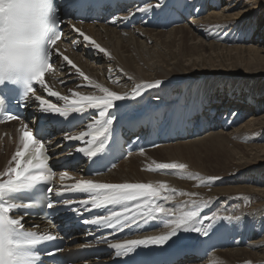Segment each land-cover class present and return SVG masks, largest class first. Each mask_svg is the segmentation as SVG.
Returning a JSON list of instances; mask_svg holds the SVG:
<instances>
[{"label": "snow or ice", "instance_id": "1", "mask_svg": "<svg viewBox=\"0 0 264 264\" xmlns=\"http://www.w3.org/2000/svg\"><path fill=\"white\" fill-rule=\"evenodd\" d=\"M113 2L114 0H0V109L11 113L37 104L38 107L33 108L32 112L40 113L36 122L31 119L27 122L20 121L19 146L8 162V167L0 172V264H45V259L60 254L61 250L54 242H63L62 236L51 232L42 234L38 229H25L23 214H31L34 210L43 212L44 219L57 232L64 231L62 225L55 224L60 207L70 210L69 219L76 223L109 230L108 236L94 235L92 238L97 244H106L115 250L117 257L123 254L125 258L119 260L120 264H159L153 257L160 254L167 257L163 264H179L178 258L184 251L183 243L190 239L187 234L195 233L211 239L221 227L241 226L242 217L219 215L215 211L211 215L205 214L203 209L214 203L211 199L200 203L190 200L186 202L190 210L177 211L174 206H169L176 190L168 187L165 182L153 185L76 179L74 183L67 184L64 181L72 178L67 171H62L59 173L60 186H52L56 172L50 165L49 151L54 144L56 147L64 146L51 140L53 129L61 131L65 127H75L84 120L85 114L88 115L92 121L87 124L89 131H82L78 135L65 132L62 140L86 145L75 148V151L90 162L91 170V166L100 165L105 156L122 149L119 137L114 132L123 113L131 107L127 102L141 97L145 90L160 88L165 83L160 79L144 81L134 87L131 97L119 94L86 74L58 47V41L63 37L69 42L75 41L74 46L77 48L87 47L105 57L109 56L108 50L96 39L73 24L72 19L66 20L65 17H73L81 22L102 18L109 3ZM141 2L143 7L137 6L135 11H130L124 17L113 16L108 22L126 23L137 13L144 16L151 13L170 21L181 7H187L185 0H158L156 4H149L147 0ZM61 25L68 26L67 34L63 32ZM78 37L82 39L78 40ZM57 60L63 62L61 70L67 67L71 75L82 80L77 87L93 91L85 94L70 89L71 95H65L54 90L46 82L45 74L54 71L53 65ZM109 78H112L111 69ZM60 83L66 86L67 81L61 79ZM37 91L63 103H54L43 94L38 95ZM200 106L194 104L190 108L177 109L170 121L177 127L183 125ZM5 119L11 121L18 117L9 114ZM110 136L112 140L106 144ZM153 146L155 147L154 144ZM102 151L103 155H99ZM139 151L141 155L144 154L143 146H139ZM153 163L154 167H148L154 172L188 168L185 163ZM192 178L199 180L201 184H214L223 179L220 176L205 178L196 174H192ZM63 193H83L89 198L76 202L71 199H62L59 203L52 201V195L61 197ZM180 195L191 198L197 196V193L182 192ZM116 206L119 210H115ZM102 208L106 210V215L81 219L83 212ZM160 223L167 227L166 234L109 243L110 239H115V234H122L125 230L130 234L134 230L159 226ZM260 231L264 232V223L260 225ZM48 244L53 247L49 249ZM56 264L61 262L57 260Z\"/></svg>", "mask_w": 264, "mask_h": 264}, {"label": "bare ground", "instance_id": "2", "mask_svg": "<svg viewBox=\"0 0 264 264\" xmlns=\"http://www.w3.org/2000/svg\"><path fill=\"white\" fill-rule=\"evenodd\" d=\"M190 1L195 4L194 9L197 14H199V10L202 8L200 3H205L206 0ZM247 1L249 0H245V2ZM255 1L256 5L264 7V3L261 0ZM209 4L211 3L209 2ZM209 4L208 6H211ZM217 4L218 2H216L215 6H218ZM225 8L228 11L231 9L228 6ZM241 12L242 11H238L226 15H224L226 12H223L220 15L216 10H210L207 15L202 16V14H199V17L195 20V22L200 21V24L204 26L200 27L201 30H197V34L196 30L190 31L191 28L188 30V27H183L184 25H178L177 27L174 26L168 29V31H157L149 28L141 29L140 27L127 31H118L113 27L102 24L86 23L83 26V31L96 39V41L100 43L102 47H105L110 53V55L107 56L108 61L103 62L101 67L99 64H101L102 59L104 60L105 57L102 54H99L98 52H95L94 54L87 53V50H90L87 47L72 48V42H69V40L66 45L63 44L64 54L68 55L69 58L72 59L86 74L119 94L131 97L134 87L141 82H152L157 79L165 81L160 88L147 89L143 92L141 97L135 99L139 108H146L150 104H156L158 103V100H166L165 92H168V89L179 90L178 88H182V85H186L183 86V89L186 91V96L196 95L191 103V107L194 104L203 106V104L208 101V106L210 107L211 105L214 106L215 103H218L216 107L214 106V114L217 110H220L219 107L225 106V108L227 107V110L231 108L230 111H233L235 108L237 109L236 112L238 114L235 117L233 116L234 118L230 116L232 119L227 122L228 126L225 130H223L226 132H208V135L197 140L193 139L191 141L186 140L161 145L145 151L143 155L140 153L131 154L124 161L114 167L107 175L95 179V181L99 182L152 183L153 185H156L159 182H165L168 187L176 190L175 197L169 202V206H174L177 211L190 210L186 202L193 199L202 198L204 201L205 199H211L212 201H215L214 203L217 201L227 204L233 200V198L230 197L231 194L240 193L247 195L249 198L254 197L256 202H254L251 208L254 212L250 211L243 214V205H239V210L233 211L230 214V216L243 218L240 227H223L224 230H222L220 235L227 239V247L230 249L226 248L211 253L209 259L206 261L202 260V263L204 264H241L243 261L244 264H246V262L249 263L250 261H252L253 264H264V232L260 231V225L264 223V165L261 168L254 167L243 170V172L247 174L246 178H249L250 180L248 181L250 182L248 185L246 184L248 182H245L244 180L240 182L237 179V183L232 182L228 184V186L218 184L220 181H217V183L212 186V189H206L202 188L199 180L192 178V174L205 178L208 176H225L228 172L227 169L232 167L229 163L233 160L239 161V165H234L233 168L239 167L240 163L244 164L248 161L250 162L251 160L253 162L257 160H264V142H251L248 138L245 145L242 143L244 137L247 138L252 136L257 131H264V116L252 118L243 124L237 125L240 122V118L243 117L248 110H252L254 112V110H257L259 105L261 106L264 96V88H262V90L258 88L255 89L254 85L251 91L245 93L243 89H245L246 86H248V88L250 87L248 85L249 80H247L243 84L239 83L236 87V91L233 93L230 92L227 80H222L220 77L215 75L217 72L225 74L229 71L228 67L231 66L229 67L231 68L230 71L233 72L231 75H235L234 73H237V71L238 73L241 72L242 75L254 72L253 74L258 76V78H255L256 82H260L261 79L259 78L264 76V63L262 64V62H264V58L260 55V52L262 51L257 48V45H255L257 40H255V37H251L249 40L245 41V37L250 33L251 28L247 30L245 29L244 31L246 32L238 37L240 43L228 38H225V40H222L223 42H220L221 40H217L214 37V35L220 30L223 31L224 29H228L229 31H227L231 33V30L236 28L238 29V27L240 29H242L241 27H246L245 24L247 20L242 19L245 16H242ZM205 20H208V22ZM205 24L209 25L208 28L215 33L214 35L210 34L209 30L206 29ZM216 26L220 27L218 28ZM137 32L138 34L140 33L138 37H136ZM228 32H226L224 36L228 37ZM143 36L145 38H142ZM231 36L232 35H230V38H232ZM199 37H204L206 39H210L211 41H208V45H205V43L202 44L203 42L198 43L199 45H196L197 43H193L194 45L186 43L189 40L193 41ZM77 39L79 40L82 38L78 37ZM148 39L158 41L159 43H157V45L165 47L168 51V53H161V51H157L149 56L150 59H152L151 61L156 58L157 60H154L157 61V63L159 62L158 65L161 67L163 66L161 71H159L158 68V71H155V73L153 68H150L152 65H147V61H150V59L147 58V52H145L144 49L145 46H147ZM177 42L179 43V50L177 52L174 50L172 51L173 46H175ZM244 53L246 56H242ZM185 61L191 62H188L189 64L187 63L186 66L184 63ZM225 62L230 63L226 66ZM62 63L63 62L61 60L56 65L55 70L53 71L52 79H47V83L52 86L54 90H57L61 92V94L65 95H71L69 92L70 89L80 91L85 94L93 91L90 88L77 87V83H82L81 79L78 80L76 86L69 85L64 88H60L58 83L62 78L68 79L75 77L74 75H71L68 68L65 69L64 67L63 70H58ZM110 69L114 72V74H112V79H114L113 82H117V87L120 86L119 88L111 87L112 82L109 80L105 81L104 79V77H106L105 73H107ZM151 71L152 73H150ZM107 75L109 76V74ZM116 77L120 81L117 80ZM54 79L58 80L56 81ZM121 80H124L125 84L119 83ZM155 96L157 98L150 102V100ZM236 99L238 101H242V103L236 104ZM143 100L147 103H144ZM178 100L179 99L176 101ZM174 110H177L176 107ZM174 110H170V112H173ZM209 112L211 114L213 113V110L210 108ZM222 113L225 112L221 109L219 116L223 117ZM220 119L222 118L220 117ZM212 124H215V122L213 121ZM230 129L231 131H229ZM248 134L249 136H247ZM15 144L16 141L9 142L7 138L2 139L0 137V152H5L4 154L0 153V172L4 171L5 168L8 167V162L13 155L12 147ZM245 150L248 153H245ZM159 160H164L163 162L186 163L189 170L150 171L148 166L151 164L154 167L153 162H159ZM212 165H216L214 168V171L216 172H210L206 169L207 166ZM250 165H252V163ZM141 166L147 173L139 170ZM243 167L245 168V166ZM221 170L222 172H219ZM182 192H195L197 193V196L190 198L187 195H180ZM199 202L200 201H198V203ZM210 206L209 208H212ZM231 206V209H235V207H237L236 205ZM203 211L208 215H211L213 212V210L208 209V207H206ZM223 213L227 214V211L225 210L221 212V214ZM167 231V227L164 226L156 233L166 234ZM227 233L231 236L234 235V240H237L233 247H230V241L227 238ZM187 235H190V239L185 241L183 244L190 245L194 243L195 233ZM238 237L239 239H237ZM240 238L245 239L247 243L251 242V248L240 247L241 245L238 244ZM78 245L79 244H76L70 246L69 248L76 249Z\"/></svg>", "mask_w": 264, "mask_h": 264}, {"label": "rangeland", "instance_id": "3", "mask_svg": "<svg viewBox=\"0 0 264 264\" xmlns=\"http://www.w3.org/2000/svg\"><path fill=\"white\" fill-rule=\"evenodd\" d=\"M188 1V3H191V1L190 0H187ZM263 3H264V0H261ZM205 2H207V3H204V5H203V14H202V16H204V15H207L209 12H210V10H212V11H214V10H216L217 12H219V14L221 15V13H223V12H226V13H224V15H226V14H229V13H235V12H238V11H242L241 13H242V16H245V17H243L242 19H244V20H247V22H246V27H241L242 29H240L239 27H238V29L236 28V29H233V30H231V33L230 32H228L229 30L228 29H224L223 31L222 30H220L219 32H217L216 34L211 30V29H209L208 28V26L209 25H207V24H205V27H206V29L207 30H209V32H210V34H212V35H214V37L217 39V40H221L220 42H223L222 40H225V38H228V39H233L234 41H236V42H238V43H240L239 42V38L238 37H240V35H243V33H245L246 31H244L245 29L247 30V29H249V28H251V31H250V33L245 37V41H247V40H249V38H251V37H255V40H257V42L255 43V45H257V48L259 49V50H261L262 52H260V55L261 56H263V58H264V7H262V6H260V5H256L255 4V0H249V1H247V2H245V0H206ZM209 2L211 3V4H209ZM215 2V3H214ZM216 2H218V6H215L216 5ZM229 2V3H228ZM214 3V4H213ZM206 4H207V7H206ZM208 4L209 5H211V6H208ZM229 7V8H231L230 9V11H228L225 7ZM231 6V7H230ZM246 6V7H245ZM263 6H264V4H263ZM193 7H195V4H193ZM209 7V8H208ZM185 8V7H184ZM252 15H253V17H252ZM224 18V17H223ZM225 19V18H224ZM223 20V19H222ZM206 22H208V20H205ZM205 22V23H206ZM182 25H184L183 27H188V30L190 29V31L192 30V31H195L196 30V34H197V30H201V28L200 27H202V26H204V25H202V24H200V21H198V22H194V23H191V24H182ZM181 26V25H180ZM177 27V26H176ZM195 27V28H194ZM142 29V28H141ZM228 30V31H227ZM253 30V31H252ZM157 31H159V30H157ZM166 31H168V30H166ZM226 32H228V37H226V36H224V34L226 33ZM137 34V35H136ZM135 35H136V37H138V35L140 34H138V32L136 33ZM230 35H232L231 37L232 38H230ZM234 35V36H233ZM255 35V36H254ZM167 36V35H166ZM142 38H145L144 36L142 37ZM178 38H179V35H178ZM237 38V39H236ZM197 39V40H196ZM195 40H193V41H191V40H189V41H187L186 43H188V44H192V45H194L193 43H197L196 45H199L198 43H202V44H204L205 43V45H208V41H211L210 39H206V38H204V37H199V38H196ZM259 39V40H258ZM232 40V41H233ZM200 41V42H199ZM233 41V42H234ZM157 43H159L158 41H155V40H153V39H148L147 40V46H145V52H147L146 54H147V58L148 59H150V57L149 56H151L152 54H154V52H157V51H161V53L162 52H164V53H168V51H167V49L165 48V47H163V46H160V45H157ZM156 45V46H155ZM209 47V46H208ZM178 51L179 50V43L177 42L176 44H175V46H173V48H172V51ZM209 52V51H208ZM246 56V54L244 53L242 56ZM195 58V57H194ZM221 58V57H220ZM155 60H157L156 58H154ZM153 59V61H151L152 59H150V61L148 60L147 62V65H152V66H150V68L152 69L153 68V70H154V73H155V71H158V68H159V71H161L162 70V67L161 66H159L158 65V63H157V61H155ZM105 61H108L107 60V57H104V60L102 59V62H101V64H99L100 65V67L102 66V64H103V62H105ZM156 63H155V62ZM198 61V60H197ZM228 61H230V60H228ZM153 62H154V64H153ZM190 63L191 61H185L184 63H185V65L187 66V63ZM152 63V64H151ZM183 63V64H184ZM188 63V64H189ZM228 63H230V62H228ZM228 63L227 62H225V65L227 66L228 65ZM264 62H262V64H263ZM98 65V66H99ZM156 65H158V66H156ZM229 67H231V66H229ZM228 67V69H229V71L228 72H226L225 74H222V73H220V72H217V74H215L217 77H220L222 80H224V79H226L227 80V82L229 83V85L228 84H226V85H228L229 87H230V92H235L236 91V87L239 85V83L241 84H243L245 81H247V80H249L248 81V85L250 86L249 88H248V86H246L245 87V89H243V91L245 92V93H248L249 91H251V89H252V87L255 85V89L256 88H258V89H260V90H262V88H264V76H261L259 79H261L260 80V82H256V80H255V78L257 77L258 78V76H255V74H253L254 72H249V73H247L246 75H242L241 74V72L240 73H238V71H237V73H234L235 75H231L233 72L232 71H230V69L231 68H229ZM155 68H156V70H155ZM112 70V69H111ZM152 70V71H153ZM100 71V70H99ZM152 71L150 72V73H152ZM107 74H109V71L107 72V73H105V76L106 77H104V79H105V81L106 80H109V81H111L112 83V86L111 87H114V88H119L120 86H118L117 87V82H113V80L114 79H110L109 78V76L107 75ZM112 74H114V72H113V70H112ZM240 74V75H239ZM213 78H216V77H213ZM230 78V79H229ZM116 79L117 80H119L117 77H116ZM246 79V80H245ZM120 81V80H119ZM81 83V82H80ZM80 83H77V84H80ZM119 83H121V84H125V82H124V80H121V82H119ZM259 83V84H258ZM77 84H74V85H72V86H76ZM120 84V85H121ZM261 84V85H260ZM114 85H116V86H114ZM252 85V86H251ZM71 86V87H72ZM186 86V85H185ZM242 86V85H241ZM183 87V86H182ZM179 90H173V91H178L177 92V95H176V98H175V102L174 103H169V106L171 107L169 110H174L175 109V107L178 105V104H186V107H191V103H189V102H183V101H176L177 99H180V95H181V93H184L185 92V90L184 89H182L181 91H180V89L181 88H178ZM172 90V89H171ZM170 89H168V93L171 91ZM157 97L155 96L153 99H151L150 100V102L151 101H153V100H155ZM202 100V99H201ZM159 101V100H158ZM238 100H236V104H241L242 103V101H238ZM162 102H166V100H164V99H162ZM240 102V103H239ZM216 104V105H215ZM214 104V106L216 107L217 106V104L218 103H215ZM215 107H214V109H215ZM220 108V110L222 109L223 110V112H225V113H222L223 115L225 114V116H224V118L226 119L227 117L226 116H228V114L230 115V116H234L235 117V115H236V113L233 111V113H232V111H230V109L231 108H229L228 110H227V107L225 108V106L224 107H219ZM218 108V109H219ZM225 108V109H224ZM211 110H213L212 109V107H211ZM237 110V109H236ZM214 111V110H213ZM228 113H227V112ZM212 114V113H211ZM253 114V115H252ZM261 116H264V96H263V100H262V102H261V106L259 105V107L257 108V110H254V112L252 111V110H248V112L247 113H245L244 115H243V117H241L240 118V122L237 124V125H239V124H243L244 122H246V121H248L249 119H252V118H259V117H261ZM222 119H223V117L222 116H220ZM220 119V118H219ZM220 121H221V119H220ZM236 126V125H235ZM226 128H220V129H218V130H216L217 132H226V131H223V130H225ZM263 130H264V128H263ZM229 131H231V129L229 130ZM209 132H215V130H212V131H209ZM251 132V131H250ZM264 131H257V132H255V134H253L252 136H249V134L247 135V136H249V137H247V138H245L244 137V140L242 141V143H244L243 145H245V143H247V141H248V138H249V141H251V142H257V141H259V142H264ZM206 135H208L207 133L206 134H204V135H201V136H199V137H195L194 139H199V138H201V137H203V136H206ZM263 139V140H262ZM193 140V139H192ZM246 140V141H245ZM260 140H262V141H260ZM189 141H191V140H189ZM247 145V144H246ZM231 146V145H230ZM239 147H241V146H239ZM246 151V150H245ZM1 154H4L5 152L4 151H1L0 152ZM245 153H248L247 151L245 152ZM147 155H150V154H147ZM249 157V156H248ZM164 160H159V162H163ZM233 161H234V163H233ZM233 161H231L230 163H229V165H232V167H229L228 169H227V174L225 175V176H222L223 177V179L222 180H220V182L218 183V184H224V185H227L228 186V184H230V183H237L236 181H237V179L241 182V181H245V182H248V181H250L249 180V178H246L247 177V174L246 173H244L243 172V170H245V169H249V168H261V167H263V165H264V160H257V161H248V162H246V163H240V166L239 167H237V168H233L234 167V165L236 166V165H239L238 163H239V161L238 160H233ZM236 161V162H235ZM252 163V165H250ZM186 164V163H185ZM213 164V163H212ZM228 164V163H227ZM151 165V164H150ZM154 165V164H153ZM256 165V166H255ZM215 166L216 165H212V166H207L206 167V169H208L210 172H216V171H214V168H215ZM243 166H245V168L243 167ZM140 171H143V172H145V173H147L146 172V170L145 169H143V167L141 166L140 167V169H139ZM187 170H189L188 168H187ZM231 170V171H230ZM149 172V171H148ZM219 172H222V170L221 171H219ZM230 172V173H229ZM237 173L236 175H231V173ZM244 174V175H243ZM231 176H232V178H231ZM231 179H230V178ZM235 177V178H234ZM263 179H264V175H263ZM110 180V179H109ZM111 181V180H110ZM217 183V182H216ZM247 185L248 184H250V182H248V183H246ZM213 185H215V183L214 184H201V186H202V188H206V189H212V186ZM211 186V187H210ZM219 186H221V185H219ZM217 187V186H216ZM254 196V195H253ZM228 197H229V195H228ZM230 197H232L233 198V200L231 201V202H229V203H225V204H223V203H221V202H217L216 201V203H213L210 207H212V208H209L208 207V209H210V210H213V211H215V212H217L219 215H230L233 211H237V210H239L238 208V206L239 205H243V214L244 213H247V212H254V210H252L251 208H252V206H253V204H254V202H256L255 201V199H254V197L252 198H249L247 195H245V194H240V193H238V194H231L230 195ZM254 199V200H253ZM264 199V198H263ZM194 200V199H193ZM197 202L198 201H200V202H203L204 201V199H202V198H199V199H195ZM207 200H209V199H205V201H207ZM264 201V200H263ZM199 202V203H200ZM215 202V201H214ZM222 205H221V204ZM219 205V206H218ZM231 205H236L237 207H235V209H231L232 208V206ZM225 206V207H224ZM222 207H223V209H222ZM220 210H219V209ZM225 208V209H224ZM204 209H206V208H204ZM203 209V210H204ZM241 209V208H240ZM221 210H223V211H227V214H221V212H223V211H221ZM242 210V209H241ZM259 221H260V219H259ZM225 223H227V222H225ZM256 229V228H255ZM251 242H249V243H245L244 245H241L240 247H244V248H251ZM227 249H230V248H227ZM210 258V255H209V257L208 258H206V259H204L203 261H206L207 259H209ZM203 261H200V262H195V263H201V264H204V263H202ZM211 262V261H210ZM212 262L214 263V261L212 260ZM189 264H191V263H189ZM241 264H244V261L243 262H241ZM246 264H253V262L252 261H250L249 263L248 262H246Z\"/></svg>", "mask_w": 264, "mask_h": 264}]
</instances>
